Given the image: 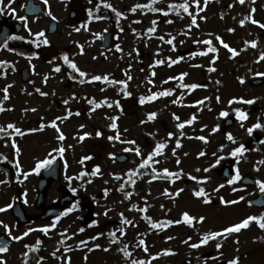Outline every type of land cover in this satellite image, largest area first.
Returning <instances> with one entry per match:
<instances>
[{
    "label": "rangeland",
    "instance_id": "374dc122",
    "mask_svg": "<svg viewBox=\"0 0 264 264\" xmlns=\"http://www.w3.org/2000/svg\"><path fill=\"white\" fill-rule=\"evenodd\" d=\"M48 1L52 15L57 18L58 23L55 34H46L50 43L37 47L36 56H18L14 52L6 56L18 71L23 67H30V81L23 83L19 73L7 80H1L3 75L0 72V85H11L8 90L9 99L0 103L6 109L0 116V126L6 127L7 124L14 123L25 131L24 136L16 135L7 139L0 137V154H3L0 157H7L9 168V171H0V180L6 181L0 184V207L13 204L20 195L24 210L31 217V221L19 225L11 209L0 213V220L12 228L13 235H22L30 227L37 229L22 240H13L9 251L0 253V257L6 260V264H37L38 260L39 264H67L66 258H70V264H131L132 259L150 261V264H227V261L238 256L239 264H264V230L256 222L239 233L227 235L226 239L216 238L199 248L190 247L192 243L200 241L203 233L219 231L249 215L264 214L262 209L249 204L261 192L258 185L245 186L239 182L230 185L220 175L224 163L231 161L239 168L241 177L251 174L257 180L264 181V164L260 163L264 161V127L254 129L251 135L247 131L257 122L264 125V83L258 86L252 84L254 79L264 80V77L255 75L257 72H264V60L259 59L260 54L264 53V29L247 19L243 26L239 24L241 19L248 17L253 7L256 11L252 13V18L264 23V0H255L254 3L253 0H246L243 5L238 0H207L205 5L201 0L199 7L203 11L192 0H188L189 11L197 16L199 25L191 28L188 27L191 17L187 13L182 9L169 7L170 4L178 5L184 0H158L152 5L164 9L168 15L153 12L151 8L137 9L135 13L130 11L137 3L152 4V0ZM105 3H111L124 16L110 15ZM89 10L93 16L108 18L95 20L93 16H89ZM73 11L76 15L71 17ZM52 20L48 12H42L29 19L30 29L33 33L45 32ZM153 20L156 21V32L149 33L147 29L153 26ZM169 20L173 22L168 23ZM82 25H86L87 30ZM77 27L81 29L79 32L74 30ZM229 28L235 31L229 32ZM108 31L113 33L112 44L109 48H103L101 37ZM95 33L102 35L98 37ZM24 35L28 37L27 34ZM161 36L164 37L163 40L160 39ZM216 36L237 49L239 54L233 58L215 39ZM29 37L32 39V35ZM172 37L175 40L173 45H169L167 40ZM206 39L213 40V46L218 48V52L193 56L192 53L207 50L206 45L197 44L195 41ZM253 40L257 42L256 47L245 44V41ZM81 45L83 53L80 50ZM117 45L122 51L117 50ZM32 46L36 47L34 44ZM178 49L188 50V53L179 54ZM64 54L88 73V76L79 77L76 73V79L69 78L68 75L74 72L64 63ZM178 57L184 59L169 66L168 58ZM215 57L218 58L213 63ZM156 60H164L165 63L157 65ZM58 66L60 72L55 71ZM212 68L215 70H210ZM153 72L156 73L155 76L152 75ZM184 72L188 76L183 81L175 79L163 83L168 77H179ZM125 73L132 76L127 86L131 96L124 95L123 85L90 81L92 75L105 74L111 80H126ZM240 78L245 82L241 83ZM81 80L84 82L81 83ZM150 80L154 84L149 83ZM181 83H196L201 87L181 88ZM36 89H40V92ZM165 89H173V94L144 104L139 103L140 97L150 95V91ZM106 97L112 102V107L103 105L96 108L89 103L91 99L100 102ZM233 98H237V102L229 104ZM238 98L254 102L241 103ZM65 100L68 101L67 104L64 103ZM117 100L119 107L115 104ZM173 100L178 102L173 103ZM201 100L202 104L196 103ZM235 109L246 112L248 118L241 122L237 119ZM221 111H227L228 116L221 117ZM150 112L157 113L156 118L151 121L147 118ZM173 113L180 117V121L174 119ZM193 115L196 119L192 124H185L183 129L176 127L177 123L187 121ZM56 117H67L56 121L65 135L64 141H58L56 129L48 126ZM109 117L117 118V129L110 127L113 121ZM231 117L236 120L235 123L224 129L223 122ZM42 124L45 125L42 131H28L40 129ZM81 125L84 127L81 128ZM217 125L219 129L213 132ZM117 130L120 139H109L117 134ZM98 131L102 135L97 136ZM169 132L174 135L169 137ZM84 133L90 135L84 136ZM228 133L233 135L236 143L227 139ZM255 135L259 137L258 140L254 139ZM81 136L84 137L82 140ZM200 136L206 140L198 139ZM132 140L136 142L135 145L122 142ZM177 140L181 144L179 148L176 147ZM6 141L8 144L5 146ZM13 141L20 149L19 153L13 147ZM158 142H166V148L163 155L155 157L159 164H153L152 167L158 171L168 168L172 172L180 173L178 178L165 179L161 176L153 180L150 175L142 174L134 177L135 185L128 183L126 173L129 169H138L141 173L145 170L138 168L142 157L125 149L139 147L142 156L146 157ZM61 144L66 149L63 157L57 153L53 155L60 157L63 162L62 178L51 184L45 205L58 202L64 195L73 194L78 198V209L62 216L58 222L55 219L35 220L42 213V209L35 205L40 173H33L25 180L17 172L15 161L19 160L22 170H30L37 160L44 159L53 148ZM240 144L246 150L238 157L231 156L230 152ZM174 148L176 155L172 152ZM124 152L129 154L128 161L118 163L116 156ZM200 152L205 155L200 156ZM86 156L90 159L80 163ZM219 157L223 159L216 164ZM177 159L181 161L180 164L176 163ZM65 160L67 169L64 167ZM97 165L100 166L101 174L90 175ZM205 168L209 171H203ZM81 171L89 175L78 179ZM117 175L120 176L119 180L116 179ZM67 176L73 179L69 181ZM192 176L198 179L192 180ZM204 177L208 179L203 181ZM121 185L124 186L122 191L119 190ZM220 185L224 186L219 187ZM233 187L241 190L233 192ZM73 188L76 189L75 192L72 191ZM200 188H204L210 197L209 203L204 202L205 197L194 195V191ZM104 189L109 190L107 194ZM180 189L183 191L176 195ZM125 192H132L130 199L125 198ZM240 196H244L245 200L237 204H224L220 200V197L235 200ZM133 204L137 209L147 207V215L154 221L181 219L183 212L197 218L203 216L205 220L202 223L194 222V227L180 223L163 229H152L143 219L145 213L130 210ZM106 209L110 210L107 216L104 215ZM120 213L134 223L123 225L126 235L116 232L119 240L116 244H110L109 233L122 226ZM93 221L98 223L93 224ZM53 222H56V227L50 229L47 235L39 230L41 226ZM80 228L84 231L80 232ZM101 232L104 235L98 239H89ZM0 234L7 236L2 225ZM167 237L173 239L169 240ZM188 237L191 240L184 243ZM141 239L149 248L148 253L137 247ZM82 240H88V245H80ZM217 243L222 244L220 249L216 248ZM96 244L101 247L94 248ZM125 245L128 246L131 257H125L119 251ZM66 248L70 251H65ZM106 248L109 250L105 251ZM164 250H171L172 254H164ZM25 252L27 256L24 255ZM31 252L36 254L32 258L29 255ZM53 252H56L55 257L52 256ZM207 252H212L213 255L206 258L204 255ZM40 257L44 259L40 260Z\"/></svg>",
    "mask_w": 264,
    "mask_h": 264
},
{
    "label": "snow or ice",
    "instance_id": "6c2138e0",
    "mask_svg": "<svg viewBox=\"0 0 264 264\" xmlns=\"http://www.w3.org/2000/svg\"><path fill=\"white\" fill-rule=\"evenodd\" d=\"M12 2H14V0H9V7H10V4ZM43 2L46 5L48 4V0H43ZM90 2H91V0H90ZM157 2H158V0H152V4H145V5L137 3L135 6H133L130 9V11L135 13L137 11V9L151 8V10L153 12H163L164 15H168V12H166L164 9L156 8V7L152 6L153 4H155ZM245 2H246V0H238V3L241 4V5H243ZM254 2H255V0H253V3ZM192 3L197 5V8L200 11L204 10L203 8L199 7L200 4H201V0H192ZM203 3L206 5L207 4V0H203ZM105 7L111 9L116 14L117 17L124 16V13L121 12V11H117V9H115L111 3H105ZM169 7L171 9H182L183 12L187 13L191 17V22L188 25L189 28H191L192 26L199 27V25L197 24V16L195 14H193V12L189 11V2H188V0H184L183 3H180L178 5L170 4ZM4 11H5V6L3 5V0H0V13H3ZM10 11L12 13H15V9L14 8H11ZM255 11H256L255 7L251 8L248 17H246L245 19H241L239 21V24L241 26H243L245 24V20L247 19V20H250L252 24H256L261 29H264V23L252 18V13H254ZM48 15L51 16L53 20L57 19L54 15H52L51 11L48 12ZM89 16H93V13H92L91 10H89ZM93 18L95 20H101V19H107L108 17H102V16H98L97 15V16H93ZM18 19H20L21 21H25L24 27L25 28L28 27V25H27V17L26 16H20V17H18ZM201 19H205V17H201ZM138 22L139 21H137V23ZM167 22L168 23H172L173 21L169 20ZM152 25L153 26H151V27H149L147 29V31L149 33H155L156 32V27H155L156 21L155 20L152 21ZM82 27H85V30H87V26L86 25H82ZM74 30L79 32L81 29L79 27H77ZM227 30L229 32H234L235 31V29H233V28H229ZM28 31H29L30 35L35 37V39H33L31 41V43H33L36 47H40L41 44L48 45L50 43L49 40L46 38L44 31H39V32H36V33H32L30 28L28 29ZM105 31H107V29H105ZM121 31H123V29H121ZM132 31L136 32V29H133ZM185 34L187 35L188 33H185ZM95 35L100 37L102 34L101 33H95ZM41 38H43V39H41ZM8 39H21V40H23L25 38L21 37V36H10V37H8ZM160 39L163 40L164 37L161 36ZM215 39L217 41H219V44L222 45L224 49H227L229 51V53L231 54V56L233 58L236 55L239 54L237 49L232 48L221 37L216 36ZM174 40H175V37H172V38L167 40V43L169 45H173V41ZM181 43H183V41H181ZM195 43H197V44H201L202 43V44L206 45L207 46V50L206 51H200L199 53H192L193 56H195L197 54H199L201 56H206L210 52L211 53L218 52V48L213 46V40L212 39H206V40H203V41H195ZM245 44L246 45L250 44L252 47H256L257 42L255 40H253V41H245ZM3 47L4 48H8L7 39L4 41ZM116 47H117V50L122 51V49H120L119 45H117ZM8 50L9 51H15V49H8ZM80 50H81V53H83V45L80 46ZM19 54L20 55H24L23 53H19ZM129 55H131V53H129ZM216 58H218V57L213 58V61H212L213 63H214ZM168 59L170 61L169 66H171L172 64H176L180 60H183L184 57H178L177 59H172V58H168ZM259 59L260 60H264V53L260 54ZM63 61H64L65 64L68 65V67L70 69H72L73 72L78 73L79 77L88 76V73H86L85 71L81 70L74 61L69 59L67 54L63 55ZM6 63H7L6 61H0V68H2ZM164 63H165L164 60H156L155 61V64H157V65L164 64ZM210 70L214 71L215 69L212 68ZM55 71L56 72H60L61 71L60 67L59 66L56 67ZM4 75H6V74H4ZM125 75L127 77L126 80H111L109 78V76L106 75V74L105 75H92L90 77V81H103V82H105L107 84L115 83V84L123 85L122 91L124 92V95L125 96H131L132 93L127 91V86H128V81L132 80V76L128 75L127 73H125ZM152 75L155 76L156 73L153 72ZM255 75L264 77V72H257ZM186 76H188L187 72L181 73L179 75V77L170 76V77H168V80L163 81V83H168L169 80H175V79H179L180 81H183ZM72 78L75 79L76 77L73 76ZM46 81H47V77L45 78V82ZM83 82L84 81L81 80V83H83ZM240 82L244 83L245 81L243 80V78H240ZM149 83L154 84V81L150 80ZM217 83H219V81H217ZM9 87H11V85H8L7 87H5L2 90L3 93H4V95H3V99L4 100H8L9 99V95H8ZM179 87L187 88V89H196L198 87H201V85H198L196 83H191V84L181 83L179 85ZM36 91L40 92V89H36ZM41 94L42 95H47V93H41ZM172 94H173V89H165V90L157 91V92H151L150 91V95L141 96L140 97L139 103L140 104H144L145 102H151V101H154V100L158 99L159 97H166V96H170ZM205 99H207V98H205ZM217 100H219V97H217ZM172 102L173 103H177L178 101L173 100ZM234 102H237V98H233V100H230L229 104H232ZM238 102L252 104L254 101L253 100H244L243 98H238ZM64 103L67 104L68 101L65 100ZM89 103L95 105L96 108H99V107H101L103 105H107L108 107H112V102H110L107 97L104 98V100L100 101V102H97L95 99H91V100H89ZM196 103L197 104H202L203 100L196 101ZM115 104L119 107V101L118 100L115 101ZM5 110H6L5 107L2 104H0V112H3ZM25 111H27V109ZM32 111H36V110L32 109ZM235 113H236L237 119H239L241 122L245 121L248 118L247 113L244 112L241 109H235ZM76 114L79 115V112H77ZM68 115L70 116L71 113L69 112ZM156 116H157L156 112H150L148 114L147 118H148L149 121H151V120L155 119ZM173 116H174L175 120L180 121V117L177 116L175 113H173ZM220 116L221 117H227L228 116V112L227 111H221L220 112ZM66 118L67 117H56V119L52 120L50 122V124L48 125V126H51L54 129H56V131L58 133L56 139L58 141H64L65 140V135L61 131L59 126L57 125L56 121L57 120L66 119ZM109 119L113 121L110 124V127L112 129H117V124L115 123V120L117 118L116 117H109ZM195 119H196V116L193 115L191 117V119H189L187 121H184V122L177 123L176 127L178 129H183L185 127V124H192ZM141 123H144V121H141ZM44 127H45V125L42 124L40 129H29L28 131L29 132H34V131H37V130H41L42 131ZM83 127L84 126L81 125V128H83ZM241 127H243V123H241ZM261 127H264V125H261L259 122H257L256 124L252 125V127L248 128L247 131L251 135L254 129L261 128ZM9 129H11L13 131L9 132ZM218 129H219V125H217L215 128H213V132L217 131ZM0 133H3L5 136H11V135H13V133L15 135H18V136H24L25 135V131H23L20 127L16 126L14 123H9V124H7L6 127L5 126H0ZM96 134H97V136L102 135V133L99 132V131ZM87 135H90V134L89 133H84V136H87ZM173 135H174V133H171V132L168 133L169 137H171ZM181 135H183V132H181ZM83 138H84L83 136L80 137L81 140ZM109 139L119 140L120 139L119 131L117 130V134L115 136H113V137H109ZM198 139H200L202 141L206 140V138L203 137V136L198 137ZM227 139L229 141H232L233 143H236L235 138L233 137V135L231 133L227 134ZM122 142L129 143V144H132V145H135V143H136L134 140H132V141H122ZM12 144H13V147L16 148L17 153H19L20 149L16 146L15 141H13ZM69 147H71V146H69ZM176 147L177 148L181 147V144H180L179 140L176 141ZM165 148H166V142H158V143L155 144L153 150L151 152H149L146 157L142 156V152H141V149L139 147L125 149V151H132V152L135 153V155L142 157V159L140 161V164L138 165V168L145 170L144 173H141L140 171H138V169H129L128 172L126 173V175L128 177V183H130L132 185H135L136 180L134 179V177L138 176V175H142V174L150 175L153 180L158 179L161 176H163V178H165V179L174 178V177L178 178L180 173L172 172L168 168H163L162 170L158 171L157 168L152 167L153 164H156V165L159 164V160L155 159V157L163 155V150ZM221 149H223V145L221 146ZM245 150H246L245 146L243 144H240L238 147H235L230 152V155L233 156V157H238V156L242 155V153ZM65 151H66V149L64 148V146L62 144L60 146L56 147V148H53L52 151L49 152L48 155L44 159L37 160L36 163H35V166L32 169L27 170V171H24V170L21 169V165H20L19 160L15 161L14 166L17 169V172L20 175H22L23 178L26 180L28 178V176L33 174V173L39 174L42 170L49 169L56 162V157L53 155V153H57V154H59L60 157H63ZM172 152H173V155H176L175 148L172 150ZM2 155L3 154H0V156H2ZM185 155H187V153H185ZM199 155L203 156V155H205V153L204 152H200ZM213 155H215V153H213ZM3 159L7 160V157H3ZM87 159H90V157H87V156L83 157L82 160L80 161V163H83V161L87 160ZM221 159H223V157H219L216 160V164H219ZM180 162L181 161L179 159L176 160L177 164H180ZM260 163L264 164V161H260ZM214 166L215 165H213V167ZM64 167H65V169H67V167H68V164H67L66 160L64 161ZM197 171H200V169H197ZM203 171L207 172V171H209V169L205 168ZM98 174H101V169H100L99 165L95 166V168L90 173V175L97 176ZM87 175H89V173L81 171V173L79 174V176L77 178L78 179H82V178H84ZM18 178H19V176H18ZM66 179L71 181L73 179V177L67 176ZM116 179L119 180L120 176L117 175ZM191 179L192 180H197L198 178L195 177V176H192ZM202 179H203V181H206L208 179V177H204ZM241 179H242V177H241L239 168H237L236 171H235L234 176L231 179L228 180V184L235 185ZM4 183H6V181L0 180V184H4ZM256 183H257V185L259 187V190L261 192H264V181L257 180ZM223 186L224 185H220L219 187H223ZM123 187L124 186L121 185V188L119 190L122 191ZM218 190H219V188L216 189V191H218ZM240 190L241 189L237 188V187H233V189H232L233 192L240 191ZM72 191L75 192L76 189L73 188ZM108 191H109L108 189H104L105 194H107ZM165 191L167 192V190H165ZM179 191H183V190L182 189L178 190L176 195L179 194ZM194 195L196 197H202V196L205 197L206 198L205 201H204L205 203H209L210 202V197H208V194L205 192L204 188H200L199 190L194 191ZM25 196H26V193H25ZM131 196H132V192H125V198L130 199ZM220 200L224 204H237V203H239L241 201H244L245 197L244 196H240V197H238L235 200H225L223 197H220ZM25 203H27L26 199H25ZM251 203L252 202L249 201V204H251ZM12 207H13V204L12 203H8L4 207H0V213L6 212L8 209H11ZM161 207L163 208V205H161ZM77 209H78V202L74 203L71 207H68L62 213L57 215L55 217V221L58 222L61 219L62 216H67L70 213H72L73 211H76ZM133 209L138 210L141 213H145V215L143 216V219L150 225V227L152 229H163V228H165L167 226H170L172 224H180V223H185L188 226H193L194 227L195 226L194 222L202 223L205 220V217H203V216H200V217L197 218V217H194V216L190 215L188 212H183L181 219H176V220L166 219V220H162V221H154L151 216L147 215V212H148V208L147 207H140V208L137 209V206L135 204H133L132 205V209H130V210H133ZM108 211H110V210L109 209L105 210V212H104L105 216L108 215ZM97 215H99V213H97ZM120 217H121V225L122 226L118 227L115 231L109 233V235L111 236L110 244H116L118 242L119 237H117L116 232H119L122 236L126 235V231H125V228L123 227V225H133V223H134L133 220L128 219L126 216H124L123 213H120ZM56 222H53L52 224H49V225L41 226L39 228V230L47 235L49 233L50 229H53V228L56 227ZM253 222H256L257 226L261 230H264V214H261V215H249V216L243 218L240 222L235 223V224H231V225H229L227 227H224L223 229H221L219 231H209V232L203 233L200 241L198 243H192L190 245V247L199 248L201 245L207 244L210 240H213V239H216V238H224V239H226L227 235L232 234V233H239L242 229H246V228L250 227V225ZM96 223H98V222L97 221H93V224H96ZM0 225H2L3 228L5 229V231L7 233V236L10 237L12 240H16V241L22 240L24 237L28 236L31 232L37 230L35 228H31L30 227L26 231H24L22 235H13L12 228L8 224H5L2 220H0ZM64 231L66 233L67 229H65ZM79 231L83 232L84 229L80 228ZM61 235L63 236L64 234L62 233ZM73 235H75V233H73ZM103 235H104V233L101 232V233H98L96 236L90 237L89 239L94 241V240L98 239L100 236H103ZM167 239L171 240V239H173V237H167ZM189 240H191V237H188V240H185L184 243H188ZM88 242H89L88 240H82V241H80V245L87 246ZM238 242L239 241L237 240L236 243H238ZM38 243H39V241H38ZM61 243H63V240L61 241ZM26 247H29V246L26 245ZM100 247L101 246L99 244L94 245V248L98 249ZM137 247H141L143 252H145V253L149 252V248L146 246L145 241L143 239H141L139 241V243L137 244ZM221 247H222V244L217 243L216 248L220 249ZM89 250L91 251L92 249H89ZM104 250L108 251L109 249L106 248ZM8 251H9L8 243L7 242L0 243V253H6ZM57 251H59V249H57ZM65 251H70V249L66 248ZM119 251L122 252L125 257H131V252H129L127 245H125L124 247L120 248ZM164 254H172V253H171V250H164ZM24 255L27 256V252H25ZM220 255L222 256L223 253H220ZM52 256L55 257L56 256V252H53ZM152 258L155 259L156 257H152ZM43 259H44L43 257H40V260H43ZM66 259H67V264H70V258H66ZM0 264H6V260H4L2 257H0ZM37 264H39V260L37 261ZM131 264H150V261L146 262L145 260H142V259H132L131 260ZM227 264H239V257L237 256V257H234L233 259H230L229 261H227Z\"/></svg>",
    "mask_w": 264,
    "mask_h": 264
},
{
    "label": "water",
    "instance_id": "95a60500",
    "mask_svg": "<svg viewBox=\"0 0 264 264\" xmlns=\"http://www.w3.org/2000/svg\"><path fill=\"white\" fill-rule=\"evenodd\" d=\"M110 34H106L104 36V42H103V46L104 47H107L110 45ZM28 77H25L24 80H27ZM261 81H256V83H260ZM126 157H119L118 160L119 161H123L125 160ZM59 163H55L53 164L49 169L45 170L43 172V176L39 182V191H38V199H37V206L38 207H42L43 204H44V201H45V196H46V191H47V188L51 182L52 179H56V180H59ZM228 168H229V173L227 175H225L227 178H230L232 176V169H231V164H228L227 165ZM242 182H245V183H248V184H251V183H255L254 179L250 178V177H246L242 180ZM263 196L264 195H261V197H258L257 199L253 200L252 203L255 204V205H262L263 204ZM64 203H65V199L62 200L59 204L57 205H53L49 208H46L45 211H51L50 213L46 214V215H43L42 217L43 218H50V217H54L58 214H60L63 210V206H64ZM14 213L16 215V217L18 218V221L21 222V223H24V222H28V218H26L25 214H24V211L22 210L21 208V204L20 203H17L14 207ZM1 242H7L9 243L8 240H4V239H0V243Z\"/></svg>",
    "mask_w": 264,
    "mask_h": 264
},
{
    "label": "flooded vegetation",
    "instance_id": "af4514ba",
    "mask_svg": "<svg viewBox=\"0 0 264 264\" xmlns=\"http://www.w3.org/2000/svg\"><path fill=\"white\" fill-rule=\"evenodd\" d=\"M27 2H28V0H27ZM27 2H24L23 11H22V14L20 16H26L27 18H34V17L37 16V14L42 13V12H45V10H46V6L45 5H42L41 3L35 2L34 3L35 5L40 6V8H41L40 12L37 13V14H27L26 11H25V7H26ZM7 3H8V0H4L3 1V5L4 6H6ZM11 5H12V7H17V6H20L21 5V2H20V0H14V2L11 3ZM3 14H4V17L5 18L3 19L2 17H0V30L4 26H6V27L10 28L12 31L13 30L15 31L18 28V25L17 24H19V23H20V25L22 24L24 26V21L17 20L18 18H16L14 15H10L9 16L6 13V9L3 12ZM7 43H8V40H7ZM7 50H8V48H4L3 45L0 46V61H5V59H3V53H1V52H5ZM0 72H2V75H3V77H2L1 80H5V79L7 80L9 77L13 76L14 74H18V73H14V72L11 73V71L7 67V63L2 68H0ZM4 74H6V75H4ZM3 89H4V87H2L0 85V102L4 101V99H3L4 93L2 91ZM5 112H6V110L2 112V115ZM1 167L7 168V163L5 161H3Z\"/></svg>",
    "mask_w": 264,
    "mask_h": 264
}]
</instances>
